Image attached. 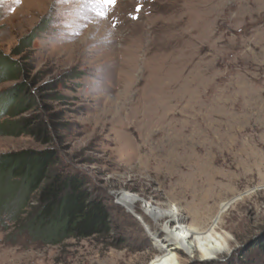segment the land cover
<instances>
[{"label": "rangeland", "instance_id": "1", "mask_svg": "<svg viewBox=\"0 0 264 264\" xmlns=\"http://www.w3.org/2000/svg\"><path fill=\"white\" fill-rule=\"evenodd\" d=\"M0 50L31 102L0 122L49 133L0 153L55 149L114 227L47 244L0 176V264H264V0H0Z\"/></svg>", "mask_w": 264, "mask_h": 264}, {"label": "trees", "instance_id": "2", "mask_svg": "<svg viewBox=\"0 0 264 264\" xmlns=\"http://www.w3.org/2000/svg\"><path fill=\"white\" fill-rule=\"evenodd\" d=\"M27 41L26 47L31 39ZM22 70V66L0 50V81L12 80ZM24 89L20 85L1 95L0 115L11 116L28 109L31 102L22 99ZM31 125L30 119L13 124L0 122V133L29 134L37 140L42 138L43 143L49 142L45 126ZM0 176L13 183L12 189L21 197L19 208L11 213L10 220L47 244L106 238L114 229L105 201L94 193L85 175L60 168V155L53 148L0 153ZM31 201L35 204L30 211L25 210ZM261 247L264 248V241Z\"/></svg>", "mask_w": 264, "mask_h": 264}, {"label": "snow or ice", "instance_id": "3", "mask_svg": "<svg viewBox=\"0 0 264 264\" xmlns=\"http://www.w3.org/2000/svg\"><path fill=\"white\" fill-rule=\"evenodd\" d=\"M105 3L114 4L115 3V0H105Z\"/></svg>", "mask_w": 264, "mask_h": 264}]
</instances>
